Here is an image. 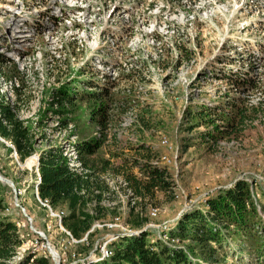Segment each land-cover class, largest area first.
<instances>
[{
    "label": "rangeland",
    "instance_id": "rangeland-1",
    "mask_svg": "<svg viewBox=\"0 0 264 264\" xmlns=\"http://www.w3.org/2000/svg\"><path fill=\"white\" fill-rule=\"evenodd\" d=\"M60 1L0 0V99L18 106L16 117L28 127L34 148L19 161L9 152L11 143L0 137V215L23 235L7 264L26 252L47 253V242L63 264L85 261L76 244L84 236L72 238L56 217L59 209L38 197L37 161L56 148L78 167L76 144L91 137L102 142L91 159L97 166L110 161L98 172L116 195L113 203H102L114 214L100 217L89 231L95 241L102 238L100 246L139 232L126 220L131 207L146 218L140 230L151 243L158 239L172 246L168 238L178 233L184 213L206 214L209 200L244 183L249 186L245 214L255 218L252 236L232 223L214 222L221 243L211 242L214 253L203 260L264 263V0H73L70 7ZM18 30L28 34L26 42L15 37ZM234 75L256 87L236 85ZM102 88L111 97L105 100L110 114L91 121L104 101L82 94ZM67 90L76 99L71 104L59 96ZM243 105L259 107L258 116L240 134L227 135L234 108ZM147 149L155 155L151 162L168 170L170 190H156L139 210V199L131 204L116 174L124 176L117 170L123 162L130 171L139 166L131 163L142 164ZM86 205L92 212L94 206ZM22 211L45 240L30 229ZM253 240L260 248H250ZM178 244L173 248L191 252L194 242L183 237ZM187 257L203 263L202 256Z\"/></svg>",
    "mask_w": 264,
    "mask_h": 264
},
{
    "label": "trees",
    "instance_id": "trees-1",
    "mask_svg": "<svg viewBox=\"0 0 264 264\" xmlns=\"http://www.w3.org/2000/svg\"><path fill=\"white\" fill-rule=\"evenodd\" d=\"M232 78L236 85L248 84L251 88L256 87L255 83H252L248 78L242 79L235 75ZM108 94L106 89L98 94L96 92L87 93L86 96L82 94V98H86L88 101H95L100 98L104 101L92 112L89 120L104 121L108 119L110 107L106 101L107 98H111ZM59 96H63V99L70 104L76 100L74 96L69 94L68 90L67 93L62 91ZM59 96L57 97L59 98ZM75 98H77L76 95ZM17 109L16 104L10 106L0 99V137L11 143L12 147L8 148L9 152H15L18 160L24 161L33 153L34 148L29 138L28 127L16 117L15 111ZM258 112L259 107L245 105L235 107L231 120L226 126V129H228L227 135L236 136L240 134L244 131V125L247 122H252L254 117L258 116ZM94 115L99 116L94 119ZM101 143L100 140L91 137L85 138V140L76 144L77 154H74L79 163L76 168L70 166L67 157L62 155V152L56 148H48L47 151L40 154L37 165L39 181L37 180L36 190L39 199L52 209L65 210L64 216L60 217L63 228L68 230L71 237L76 240H82L83 236L85 238L83 239L84 242L76 243L83 249L80 256L82 255V259L85 258V261L81 260L77 264H196L188 259V254L194 258L202 256L201 261L207 264L203 259L206 255L211 258L214 253L210 243L215 242L218 245L221 243L220 234L211 227L214 222L225 225L232 223L242 231L244 236H252L249 233L251 232V223L255 222V218L251 213L252 218L250 219L249 215L245 214L244 207L249 197V186L244 183H237L235 187L225 190L224 195H218L213 200H209L206 214L197 209L182 215L178 223V233H171L173 236H177L175 238L179 241L178 245H182L181 239L183 237L194 242V245L191 246V252L181 250V248H173L174 246H168L166 242L163 243L158 239L151 243L147 232L140 230L147 221L146 218L140 216L141 212L136 214L134 207H131L126 220L132 228L139 232L129 236H118L108 247L113 255L102 257L96 245L99 240L95 241L93 233L89 231L94 222L100 217L105 216L107 213L114 214L112 210L114 208L108 210L104 208L106 206L102 203L105 200L114 201L116 195L111 188H108L104 175H99V172L101 173L102 170L109 167L110 161L108 159L99 160L100 165L97 166L99 163L91 159L95 156L94 154L100 148ZM143 157L145 159L143 158L142 161L144 162L142 164L139 161L131 163V166L139 165V171L141 172L139 176L130 171L125 162H123V166L119 167L120 169H117L123 171L124 176L116 174V176L123 179L126 187L131 189L134 196L139 199L137 202L139 210H141L140 202L147 201V196L153 197L156 190H170L166 167L151 162L155 155L152 156L149 149L146 150V155ZM98 170L100 171L98 172ZM87 202L94 206L92 212L86 209ZM1 208L0 200V210ZM138 217L139 219H136ZM19 237L20 234L18 235L15 224L7 216L0 215V264H7L12 259L16 248L21 245ZM250 242L253 244V246H250L251 249L260 248L257 241ZM73 246H75V243H73ZM92 251L93 253H91ZM257 256L259 258L255 260L260 262L262 256ZM14 264L54 263L51 258L36 254L33 251L32 253H24Z\"/></svg>",
    "mask_w": 264,
    "mask_h": 264
},
{
    "label": "bare ground",
    "instance_id": "bare-ground-1",
    "mask_svg": "<svg viewBox=\"0 0 264 264\" xmlns=\"http://www.w3.org/2000/svg\"><path fill=\"white\" fill-rule=\"evenodd\" d=\"M66 1H68V0H66ZM70 2H74L73 0H71ZM17 3H19V2H17ZM7 9H9L10 10V7L11 6H5ZM0 8H2V9H4V7H1L0 6ZM20 33V35L19 36H17V34H16V36L15 37H18V38H24L21 42H26L27 41V38H26V36L28 35V34H25L24 32H19ZM24 33V34H23ZM26 38V39H25ZM161 160L160 161H162V163L163 162H165V161H167V159H166V156L165 155H162L161 157H159ZM158 162H159V160H158ZM37 165H38V161H37ZM70 166H72V167H76V166H74L73 164H71ZM39 181V180H38ZM38 183V182H37ZM36 183V184H37ZM122 183V185H123V187L126 189V192H127V194L129 195V199H130V201L132 200V203L131 204H133L135 201H137L138 200V198L136 197V196H134V194L132 193V191H131V189H129L128 187H126V183L123 181V182H121ZM11 188H12V190L14 191L15 189L11 186ZM110 203H113V202H110ZM15 204L18 206L19 204H17V201H16V198H15ZM24 210V209H23ZM157 211V209H156V207H154V208H152L151 209V214H155V212ZM22 213H23V216L25 217V212H23L22 211ZM62 216H64V212L62 211V210H58V213H57V219H60V217H62ZM26 218V217H25ZM30 220V219H29ZM29 220L26 218V221L27 222H29ZM22 223V222H21ZM17 225H18V227L20 226L19 224L20 223H16ZM60 224V223H59ZM22 225H24V223H22ZM60 228V227H59ZM34 230V229H33ZM35 232H36V230H34ZM43 240H45V237H44V235H43V233L41 232V231H39L38 230V232H36ZM20 234V233H19ZM22 234H20V238H22ZM72 238H70V240H71ZM73 240V239H72ZM74 241V240H73ZM168 241H170V244L172 245V246H174L175 244H177V239L175 238V237H173V236H170L169 238H168ZM41 246H43V244H41ZM45 246H47V253H46V251H44V250H41L40 252H38V254H40V255H42V256H46V257H51V259H52V261H53V263L54 264H63L62 262H60V259H59V256L57 255V253L53 250V248L52 247H50V245L48 244V242L46 243V245ZM44 246V247H45ZM48 249H49V252H48ZM98 252H100V254L102 255V257H105V256H111V255H113L112 254V251H111V249H109L108 247H105V246H99V249H98ZM49 255V256H48Z\"/></svg>",
    "mask_w": 264,
    "mask_h": 264
},
{
    "label": "built area",
    "instance_id": "built-area-1",
    "mask_svg": "<svg viewBox=\"0 0 264 264\" xmlns=\"http://www.w3.org/2000/svg\"><path fill=\"white\" fill-rule=\"evenodd\" d=\"M17 195H15V197H16ZM25 217L29 220V215L28 214H25ZM29 223H30V229H34V230H36V232H38V229H36L35 227H33V225H32V223H31V221L29 220ZM109 235H107V236H105V237H108ZM101 239L102 238H100L99 239V243H98V246L97 247H99L100 246V241H101ZM94 251V250H93ZM93 251L91 252V253H93ZM48 252H49V249H48ZM91 253H89V254H91ZM68 258V257H67Z\"/></svg>",
    "mask_w": 264,
    "mask_h": 264
},
{
    "label": "crops",
    "instance_id": "crops-1",
    "mask_svg": "<svg viewBox=\"0 0 264 264\" xmlns=\"http://www.w3.org/2000/svg\"><path fill=\"white\" fill-rule=\"evenodd\" d=\"M131 171H133V173L135 174V175H140V171H139V168H138V166H136V168H134V169H132ZM108 176V175H107ZM112 177V176H111Z\"/></svg>",
    "mask_w": 264,
    "mask_h": 264
}]
</instances>
